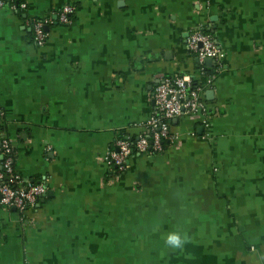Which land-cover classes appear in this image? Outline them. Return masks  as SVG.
I'll use <instances>...</instances> for the list:
<instances>
[{
  "label": "crops",
  "instance_id": "1",
  "mask_svg": "<svg viewBox=\"0 0 264 264\" xmlns=\"http://www.w3.org/2000/svg\"><path fill=\"white\" fill-rule=\"evenodd\" d=\"M3 1L0 130L14 170L47 190L23 222L0 206V264H264V0ZM64 5L70 23L33 44L25 19ZM198 27L222 52L208 126L172 119L175 142L110 177L105 149L152 113L159 80L204 83L185 46ZM173 231L182 250L164 244Z\"/></svg>",
  "mask_w": 264,
  "mask_h": 264
},
{
  "label": "built area",
  "instance_id": "2",
  "mask_svg": "<svg viewBox=\"0 0 264 264\" xmlns=\"http://www.w3.org/2000/svg\"><path fill=\"white\" fill-rule=\"evenodd\" d=\"M4 5V1L0 0V8ZM7 6L10 10H25L24 3H8ZM73 13V6L64 5L50 11L46 17L25 19L31 42L37 46L43 45L47 38L46 28L52 24L68 25ZM185 46L196 58L197 77L203 78L204 83L188 75L161 78L150 93L152 113L145 121L136 124L137 131L133 134L117 132L110 147L105 149L102 160L110 177H115L126 168L131 155L161 153L166 145L175 142L178 133L169 128L172 119L185 115L199 121L204 128L208 126L203 90L222 71V52L212 33L200 27L187 33ZM205 58H209L212 64L206 65ZM207 66L211 67L208 73L204 71ZM192 81H195L194 86ZM1 116L0 109V121ZM199 137L204 138L203 135ZM46 190L43 182L26 180L14 170L11 142L0 130V206L13 210L18 221L23 222L24 212L33 209L45 196Z\"/></svg>",
  "mask_w": 264,
  "mask_h": 264
},
{
  "label": "clouds",
  "instance_id": "3",
  "mask_svg": "<svg viewBox=\"0 0 264 264\" xmlns=\"http://www.w3.org/2000/svg\"><path fill=\"white\" fill-rule=\"evenodd\" d=\"M188 242L187 233L170 232L164 238V244L166 247L172 250H182L184 245Z\"/></svg>",
  "mask_w": 264,
  "mask_h": 264
},
{
  "label": "rangeland",
  "instance_id": "4",
  "mask_svg": "<svg viewBox=\"0 0 264 264\" xmlns=\"http://www.w3.org/2000/svg\"><path fill=\"white\" fill-rule=\"evenodd\" d=\"M149 225H151V223ZM130 228L133 229V231H129V232H131V234H135V237L138 238L139 234H140V233L137 234V232L139 230L138 226H136V224H135L133 227H130ZM115 235L116 234L113 233V238H114ZM117 235L120 236V234H117ZM121 237H122V240H124V237H126V241H127L129 239V237H130V233H127V234L123 233L121 235ZM136 251H138V250H136V249L129 250L128 259H127L128 262L129 261H134L138 257H139V259H141L142 256L141 257L140 256L136 257V255H138V253H136ZM139 251H140V254H141V250H139ZM146 251L151 252V250H146ZM135 253H136V255H135ZM144 255H145L144 258H142V259H145V261L150 260V258H151L150 254L146 255V253H145ZM112 261H113V264H119V261L117 260L116 256L113 257Z\"/></svg>",
  "mask_w": 264,
  "mask_h": 264
},
{
  "label": "trees",
  "instance_id": "5",
  "mask_svg": "<svg viewBox=\"0 0 264 264\" xmlns=\"http://www.w3.org/2000/svg\"><path fill=\"white\" fill-rule=\"evenodd\" d=\"M210 66H207L206 68H204V71L206 72V73H208L209 71H210ZM194 84H195V81H192V85L194 86Z\"/></svg>",
  "mask_w": 264,
  "mask_h": 264
},
{
  "label": "water",
  "instance_id": "6",
  "mask_svg": "<svg viewBox=\"0 0 264 264\" xmlns=\"http://www.w3.org/2000/svg\"><path fill=\"white\" fill-rule=\"evenodd\" d=\"M204 63H205L206 65H210L211 60H210L209 58H205Z\"/></svg>",
  "mask_w": 264,
  "mask_h": 264
}]
</instances>
